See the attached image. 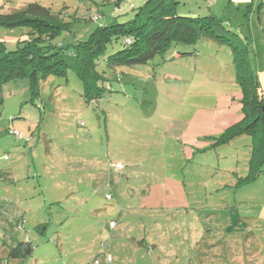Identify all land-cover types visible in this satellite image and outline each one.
Instances as JSON below:
<instances>
[{
  "label": "rangeland",
  "instance_id": "obj_1",
  "mask_svg": "<svg viewBox=\"0 0 264 264\" xmlns=\"http://www.w3.org/2000/svg\"><path fill=\"white\" fill-rule=\"evenodd\" d=\"M145 1L0 0V11L40 3L70 22L52 43L71 48L100 25L133 19ZM176 1L182 16L209 15L211 0ZM238 4L232 0L220 20L228 16L227 29L250 39L251 68L264 97V16L244 2L237 10ZM27 36L25 27L0 26V41L9 51ZM122 43L120 38L107 51ZM173 50H186L189 66L173 58ZM199 51L211 55H198L196 66ZM165 58L153 75L144 66L120 67L119 80L108 73L113 92L98 102H85L72 70L66 80L42 82L35 98L26 78L0 84V192L9 187L20 200L0 196V264H105L102 243L110 264H264V173L236 188L248 171L251 138L193 153L190 146L183 150L182 137L165 129L199 110L208 120L217 95L239 89L233 50L226 41L203 38L174 46ZM166 73L185 77L186 93L175 100V84L159 79ZM155 104L159 112L148 124ZM232 104L223 118L240 105L235 99ZM115 163L123 168L115 169ZM110 221L117 224L114 230ZM20 241L31 253L14 257L10 251Z\"/></svg>",
  "mask_w": 264,
  "mask_h": 264
},
{
  "label": "trees",
  "instance_id": "obj_2",
  "mask_svg": "<svg viewBox=\"0 0 264 264\" xmlns=\"http://www.w3.org/2000/svg\"><path fill=\"white\" fill-rule=\"evenodd\" d=\"M177 6L176 0H146L138 7L133 19L100 25L86 40L78 41L71 48L52 43L62 31L69 30L70 22L60 20L40 3L26 2L8 12L0 11V26L28 29L27 38L20 40L14 50L9 51L0 41V84L26 78L32 98H35L40 94L42 82L49 77L66 80L68 71L72 70L83 84L85 102H98L113 92L108 73L116 74L118 80L122 78L120 75L124 72L118 71L120 67H150L149 73L153 75L155 69L166 61L165 54L174 46L192 45L203 38L226 41L233 50L235 82L241 91V118L218 136L209 137L207 148L213 149L230 144L241 136H249L248 171L244 177H239L236 188L246 185L264 173V97L258 77L251 68L249 42L227 29L217 16H182ZM120 38L122 47L108 52V45ZM10 131L14 132L8 130L7 133L21 137L19 132ZM122 168V164L115 163V169ZM109 185L113 187L114 183L110 180ZM218 190L220 188L214 191ZM116 225L115 221H110L109 227L114 230ZM18 227L22 228L21 224ZM23 244L12 248L10 254L24 257ZM101 246L107 251L105 264H110L113 261L111 253L104 243ZM92 264H99V261L94 260Z\"/></svg>",
  "mask_w": 264,
  "mask_h": 264
},
{
  "label": "crops",
  "instance_id": "obj_3",
  "mask_svg": "<svg viewBox=\"0 0 264 264\" xmlns=\"http://www.w3.org/2000/svg\"><path fill=\"white\" fill-rule=\"evenodd\" d=\"M231 1L232 0H211L210 3H207L206 10L209 14H213V15L217 16L218 19H222L224 16V13H225V9L227 6L229 7ZM234 1L241 3V5L238 4L235 7V9L240 10V7L242 6V3L244 2V3H246V6H247L246 9L248 8L251 12L253 10H256L257 13L262 14V17L264 16V0H234ZM191 12H193V11H189L188 15H192V16L199 15L198 13H191ZM182 14H185V13H182ZM226 18H227L228 22H227V20H225V21L221 20V21L228 28V25L231 24V19H229L228 16ZM230 26H232V25H230ZM234 30H236V29H234ZM234 32H236V31H234ZM240 37H242L244 39L246 38L247 42H250V39H248V37L245 35V33H242V35H240ZM23 39H24L23 37H20L19 41L23 40ZM0 40H4V39L0 38ZM199 40H201V39H199ZM176 51L181 52L178 50H176ZM176 51H174V53H172L173 58L174 57H177L179 59L182 58V63L189 66L188 63H189L190 59H192V57H190L191 55L189 56L186 50H183L181 52L184 54L177 55V54H175ZM204 54H208V53H202V51H199V54H197V57L195 59L196 60V63H195L196 66H197V62H198V57L200 55H204ZM208 55L210 57L211 54H208ZM250 61H251V59H250ZM232 62H233V60H232ZM173 74L174 73H171L170 74L171 76H168L167 73L164 76L162 74V77H159V79L169 80V85L170 84L172 85V83L175 84L173 86L174 90H172L174 92L173 98L175 100L176 95H178L179 92H180V94L186 93L185 89L188 86H187L186 81L184 80L185 77H183L182 75H179V74L178 75L177 74L173 75ZM170 78H172V80ZM154 81H156V83L158 82L157 79H155ZM178 81H180V83ZM176 82H178V83H176ZM238 88H239V86H238ZM158 90L160 93L161 90L160 89H158ZM159 93H157V94L159 95ZM169 94H171V93H169ZM217 96L218 97H217V100L215 103V110L210 112V114L207 113V115H210L208 120L204 121V116H205L206 112L199 110V111L193 112L192 115L190 116L191 118L184 121L183 123L175 124V122L171 121L168 124V126L165 127L167 133L169 131L170 132H176L175 133L176 136L183 138V144H184L183 150L185 152H188V146L194 148L193 153L194 152L200 153V152H205V151L209 150V148H207L208 143L210 142L208 138L211 136H218L225 128L231 126L232 124H234L235 122H237L241 118V104H240L241 91H240V88L238 90H235V92H233L231 94H226L225 96H222V95H217ZM238 96L240 97V99H237ZM171 99H172V97H170V100ZM234 99L237 100L240 105L233 107L232 112L228 113L227 116L223 118V113L225 111V108H227L229 106L231 108V106L233 105L232 101ZM162 100L164 101L163 98H162ZM165 106L166 107L168 106V102L165 103ZM159 107H160L159 105L155 104L152 112L148 116H146V119L148 120V122H147L148 124L149 123L152 124V122L154 123V119L157 116V113L159 112ZM226 111H228V110H226ZM173 130H175V131H173ZM241 137H243V136H241ZM199 140H203L202 145H199ZM233 142H231L230 144H232ZM230 144H227V145H230ZM194 145H198V147H196ZM222 146H226V145H222ZM219 147H221V146H219ZM217 148L218 147L213 148V149H217ZM6 170H9V168H7ZM15 173H16L15 170H13V174H15ZM8 189H10V188L7 187L6 189L3 190V192H0V196H2V194L5 193L6 194V197H5L6 200H12L14 203H18V201H20V200L15 195L13 196L12 194H9ZM45 198H46L45 200L51 199V197L49 198L46 195H45ZM21 242L22 241H20V243ZM153 247H154V245H151V248H153Z\"/></svg>",
  "mask_w": 264,
  "mask_h": 264
},
{
  "label": "water",
  "instance_id": "obj_4",
  "mask_svg": "<svg viewBox=\"0 0 264 264\" xmlns=\"http://www.w3.org/2000/svg\"><path fill=\"white\" fill-rule=\"evenodd\" d=\"M22 251L25 256L29 255L31 253V247L28 243H24L22 245Z\"/></svg>",
  "mask_w": 264,
  "mask_h": 264
},
{
  "label": "built area",
  "instance_id": "obj_5",
  "mask_svg": "<svg viewBox=\"0 0 264 264\" xmlns=\"http://www.w3.org/2000/svg\"><path fill=\"white\" fill-rule=\"evenodd\" d=\"M10 133H15V134H17V132H16V131H14V132L10 131Z\"/></svg>",
  "mask_w": 264,
  "mask_h": 264
}]
</instances>
